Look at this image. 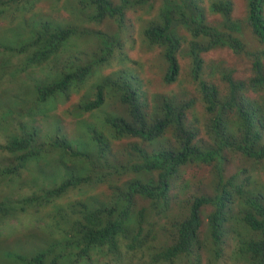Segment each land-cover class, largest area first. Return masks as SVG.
Segmentation results:
<instances>
[{"label":"trees","instance_id":"16d2710c","mask_svg":"<svg viewBox=\"0 0 264 264\" xmlns=\"http://www.w3.org/2000/svg\"><path fill=\"white\" fill-rule=\"evenodd\" d=\"M39 1L42 0H0V21L3 23L0 32L5 29L11 35L0 40V50L4 52L18 43L21 53L26 48H33L27 67L48 61L52 50L61 47L70 37L88 34L76 27L39 19L34 37L27 42L28 37H20V22L24 21L29 27L32 18H41L40 15L28 18V13ZM156 1L122 0L117 5L112 0H80V4L92 9V21L102 23L106 18H117L122 25L127 10L143 8L151 12ZM159 1V18L146 24L143 31L145 42L162 55L167 66L165 82L172 84L180 76L178 58L183 43L187 42L179 28L189 33L191 40L185 55L191 60V80L196 83V96L185 101L179 99L182 96L170 94L159 107L160 115L150 120L142 109L143 92L139 83L129 78L121 81L107 77L95 85L94 100L82 103L83 111L100 112L109 99L114 98L128 109L125 115H108L105 125L113 128L116 139L128 137L139 141L129 149V156L132 154L135 162L129 159L130 163H122L112 171L106 169L107 146L96 128V151L92 154L85 144L73 150V141L51 139L50 135L44 138V133L34 124L38 121L35 114L46 117V107L57 104L56 96L69 90L78 91L79 84L108 61L114 51L113 44H117L112 38L99 33L104 43L103 55L94 57L83 67L76 66L75 72L71 68L52 83L35 88L25 86L30 98L24 97V92L19 96L15 88L0 89V110L7 103V110L0 113V121L10 136L7 146L1 145L0 148H9L10 152L17 154V163L8 164L0 171V178L18 180L12 177L19 176L21 168L34 165L32 193L16 202L7 196L0 206L1 218H13L12 211L15 214L35 211L34 222L39 232H21L17 239L22 245L26 244L23 247L29 252L24 260L30 261L29 264H45L47 254L54 256L49 257V264H205L199 256L193 257L195 249H202L197 241L203 225L201 209L209 205L213 207L209 216L211 241L216 247V258L223 256L222 232L231 217L235 196L234 178L225 177L224 154L232 152L255 162H264V145L259 146L264 140V97L250 100L245 96L249 90L264 92V0H247L245 20L233 18L231 0H215L210 7L211 13L222 17L221 27L225 31L241 34L245 23L262 45L255 51L249 50L248 44L239 37H232L231 33L224 35L225 32L218 28L205 25V12L199 5L202 0ZM14 5L16 9H13ZM81 10L80 6L72 12L78 14ZM14 35L18 37L17 42L11 39ZM200 38H206L207 43H201ZM219 44L230 46L237 55L255 58L252 75L247 80L235 79L230 70L221 66H214L210 75L220 74L224 88L204 78L203 56ZM27 67L23 66L20 73L16 70L21 80ZM7 74L11 72L0 66V84L3 86ZM11 89L14 98L8 96ZM12 100L16 109L20 106L19 110L11 107ZM198 105L208 116L207 132L215 136L214 146H198L196 132L186 127L187 114ZM23 111L29 116L30 124H15L14 116H23ZM169 131L176 141L175 147L157 151L145 148L157 144ZM198 163L215 166L218 177L215 195L194 198L189 215L173 223L174 233L166 238L162 220L169 217L166 210L172 191L171 179L182 167ZM116 174L118 179H128L119 186L112 179ZM103 186L105 189L101 191ZM239 189L244 190L238 187L237 191ZM71 192L77 196H72ZM244 204L247 211L244 221L258 238L242 246L240 253L248 255L246 264H264V194L256 192L247 197ZM38 235L45 241L42 243L45 251L37 256L31 251V244L35 249L31 240L38 241ZM0 247L3 248L1 244ZM4 256L10 257L11 254L4 252Z\"/></svg>","mask_w":264,"mask_h":264},{"label":"rangeland","instance_id":"374dc122","mask_svg":"<svg viewBox=\"0 0 264 264\" xmlns=\"http://www.w3.org/2000/svg\"><path fill=\"white\" fill-rule=\"evenodd\" d=\"M112 1L119 5L122 0ZM214 1L202 0L199 2L200 7L205 12V25L218 28L219 31L225 32L224 35H230L231 32L225 31L221 27L222 17L210 12V7ZM231 1L233 3V18L245 20L247 16V0ZM4 5L9 7L7 3ZM160 5V1L157 0L155 8L151 12H147L143 8L131 11L127 10L123 26L119 29L118 19L106 18L102 23L93 22L91 20L92 9L80 4V0H42L37 2L34 9L28 13V18L35 15L36 17L40 15L41 18H32L29 27L25 26L24 21L20 22V37H28L27 42L31 41L34 37L35 31L38 29L37 20L39 19L42 22L51 21L60 26L76 27L75 29L86 31L88 34L70 37L61 47L52 50L48 61L36 67L26 66L29 58L34 53L33 48H26L21 53L18 51L20 46L13 54L3 53L0 50V66L6 67L9 72H11L10 66L13 67V76L12 74H7L5 76L6 83L2 86L6 89L15 88L17 93L19 92V96L24 92L23 96L30 98L31 96H29L28 91L24 89L25 86L35 88L38 85L52 83L55 79L67 74L71 68L72 72H75L76 66L83 67V65L89 64L94 57L99 58L103 55L102 48L104 45L97 34L102 33L103 35L110 36L119 34L118 39L120 40V44L118 47H113L114 51L108 57V61L104 65H100L96 71L90 73V78H85L84 82L79 84L78 91H75L76 89L69 90L65 92L64 96L56 97L58 99L57 104H50L46 107V117L35 114L37 115L35 118L38 121L34 122V124L40 132L44 133V138L50 135L51 139L64 138L71 142L73 141V150H77L81 144H85L92 154L96 151L94 141V130L96 128L99 130L98 134L103 136L105 145L107 146L106 169L112 171L114 167L120 166L122 163H130L129 159L135 162L134 156L132 154L129 156V149L131 145L138 144L139 141L128 137L116 139L113 128L105 125V119L109 117L108 115H125L128 109L121 106L114 98L112 100L109 99L105 108H102L100 112L83 111L82 103L94 100L95 85L103 82L107 77L116 80L121 79V81L129 78L139 83L143 92L141 96V101H143L142 109L150 120L160 115L159 107L164 100H167L170 94L182 96L179 99L185 101H189L190 98L196 96V83L191 80V60L185 55L191 40L189 33L179 28V33L185 37L187 42L183 43L184 46L180 50L178 58L181 67L180 76L172 84L165 82L167 66L162 55L157 49L150 48L145 42L146 39L143 31L148 22L157 21L159 18L158 9ZM80 6L82 7L80 13L76 14L72 12ZM16 8L17 6L14 5L13 9ZM1 24L3 25L0 21V26ZM89 33L91 34L89 35ZM231 35L232 37H239L241 40H244L251 51L262 47L259 40L252 36L250 28L245 23L243 33H231ZM10 36V32L5 29L0 32V40ZM11 39H13V42H17L18 37L14 35ZM207 41L206 38H200L201 43H207ZM22 42L23 40L20 41V45ZM181 52H184V54H181ZM203 57L205 59L204 78L221 88H224L225 84L221 81L220 74L210 75L214 66H221L226 70H230L233 77L237 80H247L252 75V66L255 62L254 57L250 58L245 54L237 55L230 46L223 44L217 45L213 50L204 54ZM262 62H264V58ZM23 66L27 67V73L23 75L21 80L20 74L17 73L21 72ZM16 70H18L17 73ZM246 93L245 96L250 100H258L261 96L264 97L263 91L249 90ZM12 95L11 89L8 96L12 98ZM11 107L16 109L13 100ZM19 109L20 106L16 110ZM2 110H7V103H4V108L0 110V113ZM14 122L15 124L21 122L26 124L30 122V118L23 111V116H19L18 114L14 116ZM209 124L208 116H205V111L199 105L187 114L186 127L196 132L195 143L203 148L214 146L215 144V136H210L207 132ZM3 128V124L0 121V145L5 147L10 141V136L8 131L2 130ZM262 141L259 146L261 144L264 145V140ZM175 144L176 141L172 136V132L169 131L157 144L148 145L145 148L149 151H157L175 147ZM224 156L225 177L227 179L234 178L232 188L235 196L233 198V210L230 213L231 217L222 232L223 256L216 258V247L213 241H211L209 216L213 211V207L209 205L201 209L203 225L197 241L202 245V249H195L193 259L199 256L205 264H209L212 261L215 264H246L248 255H241L240 248L249 243L250 240L257 239L258 235L244 221L247 212L244 202L247 197L253 196L256 192L264 194V162H255L241 154L232 152L226 153ZM16 157L17 154L9 152V148L0 150V171L4 170L8 164H16ZM32 168L34 169V165L22 168L19 176L12 177H17L16 179L18 180L11 181L6 177L0 178V205L3 204L7 196L12 197L13 201L16 202L19 199L28 197L32 193L31 182L35 175ZM112 179L115 184L121 186L128 178L123 177L118 179V175L116 174ZM47 182L50 183L49 180ZM217 185L218 177L214 165L208 166L198 163L182 167L177 176L171 179L172 191L167 205L168 209L166 210L169 217L162 220V227L166 231L164 237L168 238L171 233H174L172 229L173 223H177V220H182L189 215L194 198L208 195L214 196ZM238 187H243L244 190L239 189V191L241 190L239 192L237 191ZM104 189V186L100 188L101 191ZM73 195L76 194L74 193ZM11 214L15 217V220L9 221V218L0 217V244L3 247H0V264H18L19 260L26 258L29 252L28 249L25 250L23 247L26 244L22 245L23 243L17 241V239L21 232L26 234L33 230H37V233L39 232L34 222L35 211L33 213L30 211L17 212V214L12 211ZM45 217L47 218L46 215ZM49 220H52V218ZM31 241L35 247L34 249L31 244L32 252L37 253L42 251L44 248H42V243H45L43 238L40 240L38 235V241ZM4 252L11 254L13 258L5 257Z\"/></svg>","mask_w":264,"mask_h":264},{"label":"clouds","instance_id":"9594fccd","mask_svg":"<svg viewBox=\"0 0 264 264\" xmlns=\"http://www.w3.org/2000/svg\"><path fill=\"white\" fill-rule=\"evenodd\" d=\"M109 19H117V18H109ZM93 22H96V21H93ZM96 23H98V22H96ZM118 26H119V29H121V27L123 26V24L121 25L120 23H119V20H118ZM102 34V33H101ZM99 35V39L101 40V38H100V34H97V36ZM103 35V34H102ZM115 36H119V34H114V36H110V35H105V37L107 38V37H109V38H112L117 44H113V46H112V48L113 47H118L117 45L118 44H120V40L119 39H116V37ZM101 42H102V40H101ZM103 43V42H102ZM103 45H104V43H103ZM19 48V43L17 44V46L16 47H13V48H9V49H6L3 53H10V54H13L17 49ZM103 48H104V46H103ZM102 48V49H103ZM4 61V60H3ZM11 67V74H13V67L12 66H10ZM10 74V75H11ZM3 88V86L0 84V89H2ZM65 94H62V95H58V96H56V97H59V96H64ZM5 128H3L2 130H4ZM1 146V145H0ZM0 150H2L1 148H0ZM10 152V151H9ZM22 170V168L20 169V171ZM2 205V204H1ZM0 205V206H1ZM4 217V216H3ZM11 220H15V217H13V218H9V221H11ZM0 240H1V238H0ZM43 251H45L44 249H42V251H40V252H37V256L41 253V252H43ZM50 256L52 257V258H54V256H53V254H50ZM49 256V254H47V258H46V262H45V264H49V261H50V257ZM9 258H13L12 256H10ZM33 258V257H32ZM32 258H29V260L30 259H32ZM29 262L30 261H25L24 259L23 260H19V262H18V264H29Z\"/></svg>","mask_w":264,"mask_h":264}]
</instances>
